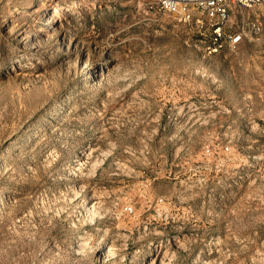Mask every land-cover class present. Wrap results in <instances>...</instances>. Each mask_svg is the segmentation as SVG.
Listing matches in <instances>:
<instances>
[{"label": "rangeland", "instance_id": "1", "mask_svg": "<svg viewBox=\"0 0 264 264\" xmlns=\"http://www.w3.org/2000/svg\"><path fill=\"white\" fill-rule=\"evenodd\" d=\"M245 16L259 33L209 54L155 0H0V264H264Z\"/></svg>", "mask_w": 264, "mask_h": 264}, {"label": "built area", "instance_id": "2", "mask_svg": "<svg viewBox=\"0 0 264 264\" xmlns=\"http://www.w3.org/2000/svg\"><path fill=\"white\" fill-rule=\"evenodd\" d=\"M160 10L173 13L185 23L196 22L210 34L209 54L222 52L225 48L232 51L251 40L260 31L257 21L247 23L245 12L256 7H264V0H155ZM240 14L242 19L237 27L233 16ZM252 25V31L247 25ZM236 26V25H235ZM131 213L132 206L126 207Z\"/></svg>", "mask_w": 264, "mask_h": 264}, {"label": "bare ground", "instance_id": "3", "mask_svg": "<svg viewBox=\"0 0 264 264\" xmlns=\"http://www.w3.org/2000/svg\"><path fill=\"white\" fill-rule=\"evenodd\" d=\"M49 20H50V19H49ZM52 22H53V18H52V20L49 21V23H52ZM90 209H91V208H90Z\"/></svg>", "mask_w": 264, "mask_h": 264}]
</instances>
